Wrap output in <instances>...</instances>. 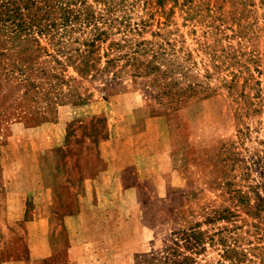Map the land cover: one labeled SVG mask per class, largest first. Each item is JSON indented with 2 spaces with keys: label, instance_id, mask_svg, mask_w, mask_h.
Wrapping results in <instances>:
<instances>
[{
  "label": "rangeland",
  "instance_id": "1",
  "mask_svg": "<svg viewBox=\"0 0 264 264\" xmlns=\"http://www.w3.org/2000/svg\"><path fill=\"white\" fill-rule=\"evenodd\" d=\"M114 1L95 66L76 56L80 32L65 53L40 35L39 50L4 57L11 79H31L41 96L0 83V264H137L198 222L232 229L228 243L236 231L264 236V213H248L264 200V0ZM132 55L159 69L136 75ZM169 79L196 90L171 101ZM107 164L123 186L87 193L86 177ZM217 208L240 220L208 221ZM240 243L245 264H264L250 250L264 241ZM221 247L193 256L232 264Z\"/></svg>",
  "mask_w": 264,
  "mask_h": 264
},
{
  "label": "trees",
  "instance_id": "2",
  "mask_svg": "<svg viewBox=\"0 0 264 264\" xmlns=\"http://www.w3.org/2000/svg\"><path fill=\"white\" fill-rule=\"evenodd\" d=\"M97 1L105 5L104 12L97 10L91 0H0V67L5 69L3 72L0 71V83L10 85L7 83L24 84L29 82L31 86L22 94L32 96V98L41 96V91H36L32 87V85L35 86V83L31 82V79H11L13 70L3 64L9 49L20 52L30 51L31 47L36 45V50H39L41 48L40 35L49 36L55 49L65 53L67 48L68 51H71L68 46L72 44L71 41L73 40L71 39L74 32L88 33V37L82 41L85 47L78 48L76 56L81 58L80 65L85 68L95 66V63H91V57L97 42L105 39L110 33V26H107L110 21H108L109 17L106 16V13H110L116 2L114 0ZM109 25L111 24L109 23ZM116 60L111 59L109 62L112 63ZM125 64L126 66L130 65L136 75H148L153 72L154 68L159 69V66L152 65V61L143 63L145 66L143 67L137 55H132ZM175 84L178 83L169 79L163 87V93L170 96L171 101L181 99V96L186 92L185 90H196V85L192 84L185 89L176 90ZM235 197L240 203H245L247 200L246 195L241 193ZM213 212L212 215H208V221L214 222L222 218L240 220V215L236 214L237 212L234 210L217 208ZM248 213L253 218L261 220L264 213V200L255 204L253 208L248 210ZM246 223L250 225V228L246 230L249 235L254 236L255 233H258V222L247 219ZM200 227L201 224L198 222L176 231V238L171 243L162 250L140 255L136 263L197 264L193 255L206 249V242L209 241L212 244H221L222 256L231 260L232 264H245L244 257H247L248 253L241 250L240 242L264 241V236L256 235L255 238H251L236 231L230 240L233 243H228L229 236H231L228 233H231L232 229L223 227L219 231L210 233L209 230ZM236 227L239 228L238 225ZM250 250L261 261H264V244L253 245Z\"/></svg>",
  "mask_w": 264,
  "mask_h": 264
},
{
  "label": "crops",
  "instance_id": "3",
  "mask_svg": "<svg viewBox=\"0 0 264 264\" xmlns=\"http://www.w3.org/2000/svg\"><path fill=\"white\" fill-rule=\"evenodd\" d=\"M109 156V155H108ZM105 154L102 155L103 160L110 161V165H115V159L111 157L108 158ZM124 166L127 164L123 163ZM87 182H91V185L86 188L87 193L95 191L97 194L103 193L109 190L108 182L115 184L116 188H121L125 183V177L121 172L115 171L109 164L106 167H100L98 172L93 176L86 177ZM115 189V188H114ZM42 257L47 256V253H41Z\"/></svg>",
  "mask_w": 264,
  "mask_h": 264
}]
</instances>
